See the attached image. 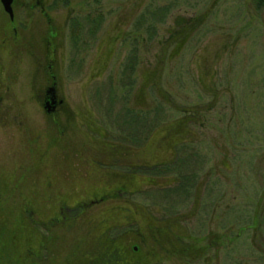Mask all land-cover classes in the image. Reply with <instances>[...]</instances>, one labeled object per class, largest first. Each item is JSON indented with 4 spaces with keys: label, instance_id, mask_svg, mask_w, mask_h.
Here are the masks:
<instances>
[{
    "label": "rangeland",
    "instance_id": "1",
    "mask_svg": "<svg viewBox=\"0 0 264 264\" xmlns=\"http://www.w3.org/2000/svg\"><path fill=\"white\" fill-rule=\"evenodd\" d=\"M57 4L54 20L72 13L79 23L77 37L64 45L60 72L61 95L72 114L94 123L97 131L107 134L106 141L134 152L153 133L158 138L165 134L177 118L192 117L186 141L193 158L180 168V152L176 164L152 172L139 170L154 183L140 182L137 192L95 185L96 170L86 164L87 154L70 155L75 159L72 171L51 144L52 118L37 101L50 83L43 69L35 70L28 62L19 65L15 57L7 59L0 52V118L12 120L0 122V186L7 182L9 190L4 193L0 188L1 195L7 201L27 197V203H19L22 210L42 206L44 212L60 210L68 218L86 215L92 224L87 233V224L74 227L81 223L77 218L48 226L49 238L58 248L52 251V241L46 240L48 249H43L40 260L78 264L77 255L86 254L90 241L103 232L121 240L138 231L146 234V221L138 230L135 216L124 220L128 213L122 208L128 204L131 209L141 206L155 219L154 230L163 225L172 234L176 229L178 237L163 238L178 254L150 251L145 236L133 242L139 247L136 255H128V245L124 259L110 264H264V7H257L254 0H59ZM185 22H198V27L169 59L175 47L170 44L172 34ZM4 24L0 23V32L8 28ZM75 121L79 125V118ZM79 130L76 138L83 139L77 141L81 143L77 149L88 150L85 126L79 125ZM118 164L102 172L125 173L128 164ZM40 184L50 190L48 199L45 195L35 199ZM102 193L107 200L88 205ZM19 204L1 203L0 211ZM3 229L14 237L10 247L18 245L22 258L32 262L34 250L24 246L14 225ZM102 260L87 264L105 263Z\"/></svg>",
    "mask_w": 264,
    "mask_h": 264
},
{
    "label": "flooded vegetation",
    "instance_id": "2",
    "mask_svg": "<svg viewBox=\"0 0 264 264\" xmlns=\"http://www.w3.org/2000/svg\"><path fill=\"white\" fill-rule=\"evenodd\" d=\"M58 1L59 0H12V16H9L3 10L0 3V23H5L4 25H7L8 27L6 28V26L3 25L4 27L0 32V35H2V37H0V52H3L7 59L15 57V62L19 65L22 64L23 66H26L28 62V65L34 67L35 70L43 69L47 75V81L50 82L49 86L43 90L42 95L37 101L40 103V107L48 115L49 119L52 118L54 134H52L51 137V144L54 145V147L57 146L56 149L60 152V161L64 167L67 168V166H71V170L73 171V163L75 162V159L70 155L75 152L80 155L87 154V159H89V161H87L86 164L89 168L98 171H92L95 178L94 184L100 187L111 186L113 188L120 187L122 189L127 186L135 187V185L140 182L153 184L154 181L151 178L140 176L138 171L146 169L152 172L156 167H165L176 164L180 152L183 155V159H179V162H182V164H178V167L180 166V168H182L188 165V162L193 157H189L188 153L191 150L188 149L189 142L186 141L187 135L190 134V131L187 130V123H190L192 117H186L185 115L177 118L173 121L172 125H170L171 123L168 124L167 127L169 130H167L165 134L158 135L159 138L156 137L158 133H153L152 136L155 135V137L152 138L151 136V139L148 137L145 140V144L138 149L141 151L145 150L144 154L138 153V150L134 152V148H125L120 144L106 141L107 134L105 133L102 135L99 130L97 131V127L94 126V123L92 124L91 121H86L80 116L75 117V115L72 114L67 106L66 100L61 95L62 79L60 78V72L63 70L62 64L64 62V56L62 53L64 45L66 42L68 43L70 38L77 37L75 30L79 27V23L71 18L72 13H67V15H64V13L61 21L53 19L52 13L59 8V5L57 4ZM195 23H179L181 28L178 32L172 34V41L170 44L174 42L175 47L172 52H169V59L171 56L175 55L174 53L176 51H180L190 37V34L198 27ZM105 39L106 38H104V40ZM114 40L117 39L115 38ZM100 44L104 45L105 42ZM166 49L163 53L164 57L161 59L162 63L165 59ZM8 65L9 62H6V68H8ZM0 103H2L1 100ZM163 103L171 107L169 100H164ZM179 111L186 112V109L182 110L180 107ZM77 118H79L78 124L80 126H85L87 131L84 136L89 137L88 150L77 149L78 145L81 144L78 142L83 139V136H79V139L76 138V133L79 130V125H75V123H77V121H75ZM7 119L6 117L0 118V122L5 120V122H1V124L11 123V118ZM80 121H84V123H81ZM94 136H98L99 140L96 141L95 139L93 142L92 139H94ZM170 156L173 157L172 160ZM166 158H170V160H167ZM70 160L72 161V165L69 163ZM78 161L79 160H77V162ZM90 162H93L95 166H90ZM124 162L128 164L125 173L122 171L121 173L115 172L105 174L109 171V168L107 167L111 168L114 163H119L118 166L122 167ZM97 169H100V171ZM148 176H151V174ZM0 185L2 184L0 183ZM40 185V187H38L39 192L36 193L35 199H42L43 195H45L46 198L47 196L50 197V190L48 191V188L45 185ZM7 187V182L2 188L0 186V188L4 190V193L9 191ZM102 194L103 195L98 199L97 196L94 197L95 200L93 198H91L93 200L89 199L90 202L88 205L97 203L98 200L101 202L103 198H108L105 193ZM26 198L27 197L21 196L17 200L10 199L7 201L6 197L1 195L0 192V204H9L12 203V201L13 204L27 203ZM20 207V204L17 206L15 205L10 210L3 206L4 211H0V239L4 237L7 238L8 235L7 241H13L12 239H14V237L12 238V233L8 232V234L3 231V227L6 228L7 226L8 228V225L10 224V226L14 225V229L17 230L16 232L22 236L24 246L25 244H28L29 249L34 250L35 254L33 253V255H35V258L37 256L36 253H39V256L43 249H48L45 246L46 240L52 241V244H50L52 246V251L57 250V245L53 244L54 238H49L47 231L50 227L48 226L53 228L58 224L57 220L62 223L69 222L71 219L67 217V214L60 210L55 212V214L53 213L54 211L44 212L42 211V206L41 208L38 207L39 210L36 208L35 210L31 209L30 211H26L25 208L22 210L24 206L21 209ZM59 216H61V219H59ZM10 231H12V229ZM43 234L46 235L44 236ZM3 245H0V264L28 263V260L22 258V253L18 248V245L16 247H10V243ZM4 252L7 253L6 257L3 255ZM29 253L32 254V252ZM35 258L29 264H47V261L40 260L41 255L38 260Z\"/></svg>",
    "mask_w": 264,
    "mask_h": 264
},
{
    "label": "trees",
    "instance_id": "3",
    "mask_svg": "<svg viewBox=\"0 0 264 264\" xmlns=\"http://www.w3.org/2000/svg\"><path fill=\"white\" fill-rule=\"evenodd\" d=\"M254 2H255L257 7H264V0H254ZM198 20H200V19H198ZM198 22H200V21H198ZM198 22H196V23L198 24ZM132 188H135V187L127 186V187H124L122 189L124 191L125 190L126 191L131 190V192L132 191H136V192L138 191V189L136 190V188L135 189H132ZM114 196H115V194H114ZM113 197H111V198H113ZM103 200H107V199L103 198ZM112 201H114V200H112ZM127 203L125 202L123 204V206H125ZM84 210L85 209L82 208L81 211L83 212ZM122 210H123L122 211L123 213H125V214L128 213L127 214L128 216H126L124 218V220L128 219L127 217H129V218H131V216L136 217L135 220L138 223V226L136 228L138 230L142 229L141 227L145 223L144 221H146L147 222L146 226H145L147 229L146 234H143L142 232L138 231L131 238H128V239L124 238L123 240H121L122 239L121 237H119L118 239H112V238H110L109 235L106 234V232H103V234H100V235H98V237H95L94 241H96V242H94L93 240L90 241L91 245L88 244L90 249L88 250V252L86 254H84L85 251H82L80 254L77 255V259L79 260L78 264H87L91 261H97L100 259L105 260V263H103V264H110V263L118 262V261H120V257L124 256V254L125 255L128 254V252H127V250H128L127 246L128 245H130V251H131V252H129L128 255H136L139 251V247L134 245L133 242H134V240L138 241V240H140V237L143 238L145 236H146V238H148V242H145L146 240L144 242L146 244L149 243L148 248L150 249V251L154 250V252L157 254H159L160 251L168 252V253L172 252L174 254H178V250H176L175 248H169V247L167 248L169 241H166V239L163 238V237L168 236V234H171V233L166 232V230L163 229L164 228L163 225H159L160 227H158L156 230H154L153 226L155 224L154 223L155 219L150 218L147 214H145L144 209L141 206L140 207L139 206L134 207V209H131L127 204V206L122 208ZM72 218H75V221H76V218L79 219V222H81V223H79V225H76V226H74V223H73L70 226L73 225L75 228H79L80 225H82V224L86 225L87 224V227L85 226V228H84V230H85L84 232H86V233L88 232V230H87V229H89L88 224L89 225L91 224L90 221L87 222V220H86L88 218V216L86 217V215L85 216L81 215V216L77 217V215H76ZM72 218H71V220H72ZM139 218H140V220H139ZM109 220L112 221V217ZM109 220H107V221H109ZM101 222L104 223V221H101ZM91 226H92V224H91ZM109 226H110V224H109ZM101 228H102V226H101ZM152 230H154L155 232H152ZM154 234H156V235H154ZM86 235L87 234L83 235V237ZM171 235H172V237H178L176 229L174 232H172ZM160 237H162V240L160 239ZM96 239H100V242H98ZM86 240H84L85 241L84 243L87 244L88 241H86ZM89 240H90V238H89ZM155 240H156V243L154 242ZM0 243H1L0 245H3V244L5 245V244H8L10 242L7 241L6 237H4V238L0 239ZM122 243H124V245ZM169 245H170V247L173 246V244H169ZM124 246H125V248H124ZM183 250H184V247H182L181 251L184 252ZM122 258L124 259V257H122ZM104 260H102V261H104Z\"/></svg>",
    "mask_w": 264,
    "mask_h": 264
},
{
    "label": "water",
    "instance_id": "4",
    "mask_svg": "<svg viewBox=\"0 0 264 264\" xmlns=\"http://www.w3.org/2000/svg\"><path fill=\"white\" fill-rule=\"evenodd\" d=\"M0 3L3 7V10L9 15L12 16L11 3L12 0H0Z\"/></svg>",
    "mask_w": 264,
    "mask_h": 264
}]
</instances>
